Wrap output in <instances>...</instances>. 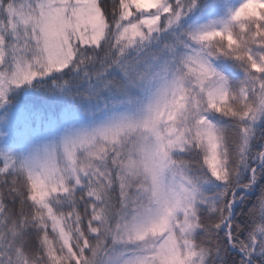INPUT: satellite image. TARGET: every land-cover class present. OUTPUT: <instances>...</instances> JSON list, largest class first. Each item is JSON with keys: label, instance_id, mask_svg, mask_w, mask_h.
Wrapping results in <instances>:
<instances>
[{"label": "snow or ice", "instance_id": "1", "mask_svg": "<svg viewBox=\"0 0 264 264\" xmlns=\"http://www.w3.org/2000/svg\"><path fill=\"white\" fill-rule=\"evenodd\" d=\"M64 73L120 108L0 154V264H264V0H0V108Z\"/></svg>", "mask_w": 264, "mask_h": 264}, {"label": "trees", "instance_id": "2", "mask_svg": "<svg viewBox=\"0 0 264 264\" xmlns=\"http://www.w3.org/2000/svg\"><path fill=\"white\" fill-rule=\"evenodd\" d=\"M164 38L169 41L175 39L170 34H165ZM53 80L57 81L55 86ZM66 81L67 73L55 74L11 92L8 96L10 103L0 108V135L21 130L27 125L35 128L39 121L42 124L52 122L60 127L65 114L95 122L120 107V97L103 92L107 86L103 80L96 81L94 85L79 86L75 81Z\"/></svg>", "mask_w": 264, "mask_h": 264}, {"label": "rangeland", "instance_id": "3", "mask_svg": "<svg viewBox=\"0 0 264 264\" xmlns=\"http://www.w3.org/2000/svg\"><path fill=\"white\" fill-rule=\"evenodd\" d=\"M239 2L240 0H231V3L233 5H236ZM250 11H254V9ZM142 101L143 97L141 98V101H134V106H138ZM124 107H127L126 103ZM112 113H110L109 115H111ZM109 115H106L95 122H91L82 120L78 116L70 117L65 114L60 127L56 126L52 122L42 124L39 121L35 128L27 125L18 131L1 133L0 154L4 152H10L16 155L26 154L33 145L49 143L53 140H58L59 138L63 137L69 130L94 127L97 124L103 122V120H105Z\"/></svg>", "mask_w": 264, "mask_h": 264}]
</instances>
